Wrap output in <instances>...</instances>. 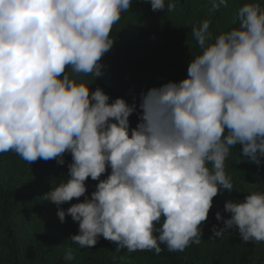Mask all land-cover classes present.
I'll return each mask as SVG.
<instances>
[{
	"label": "clouds",
	"instance_id": "9594fccd",
	"mask_svg": "<svg viewBox=\"0 0 264 264\" xmlns=\"http://www.w3.org/2000/svg\"><path fill=\"white\" fill-rule=\"evenodd\" d=\"M149 2L153 12L173 11L179 0ZM210 4V13L228 7ZM130 7L131 0H0V153L58 165L71 155L67 179L43 199L61 223L66 215L78 223L68 239L81 248L102 236L116 251L159 255L164 244L183 252L201 243L213 198L233 191L224 171L230 149L239 144L243 158L264 164V6L243 3L238 27L215 36L207 19L193 26L200 51L187 76L142 91L138 106L135 97L109 102L100 87L90 91L66 73L102 75L110 32ZM89 177L97 181L90 196ZM224 211L229 218L215 213L223 226L213 225L210 238L236 230L243 242H264V193L227 200ZM63 259H74L71 248Z\"/></svg>",
	"mask_w": 264,
	"mask_h": 264
},
{
	"label": "trees",
	"instance_id": "16d2710c",
	"mask_svg": "<svg viewBox=\"0 0 264 264\" xmlns=\"http://www.w3.org/2000/svg\"><path fill=\"white\" fill-rule=\"evenodd\" d=\"M239 1L237 9L251 2ZM195 3L179 0L180 8L153 12L149 0H131L130 9L121 13L110 32L114 43L101 58L102 75L95 78L91 74L77 75L70 68L66 73L77 83L88 85L90 91L100 87L110 97L109 102L119 97L131 104L135 97L138 106L142 91L170 80L179 82L187 76L190 59L200 51L192 28L199 26L204 15L198 13L205 10L200 9L195 15V7H204L201 2ZM230 18H236V13ZM234 27H238V21ZM231 28L225 27L223 32ZM209 31L214 36L221 33ZM129 122L131 127L136 126L135 112ZM241 147L237 144L231 148L224 162L233 191L218 193L213 198L208 219L201 225V243L191 244L183 252H171L161 244L159 255L149 250L116 251L115 242L102 236L90 248H81L68 239L78 234V223L68 215L61 223L56 215L57 206L43 197L51 187L67 179L69 153L63 157L64 165L42 159L28 163L15 152L0 153V264H264V242H243L236 230H230L222 238H210L213 225L223 226L222 221L215 219V213L220 212L225 219L230 216L224 211L225 201H243L252 192L264 193V164L258 167L243 158ZM106 175L107 172L101 179ZM96 183L90 177L85 181L86 195L90 196ZM76 202L74 198L60 208L66 210ZM67 248H71L74 256L70 262L63 259Z\"/></svg>",
	"mask_w": 264,
	"mask_h": 264
},
{
	"label": "rangeland",
	"instance_id": "374dc122",
	"mask_svg": "<svg viewBox=\"0 0 264 264\" xmlns=\"http://www.w3.org/2000/svg\"><path fill=\"white\" fill-rule=\"evenodd\" d=\"M196 3L195 5H198V2H201L204 7L200 8L195 7V15H197L196 13H198L200 11V9H205L204 11H201L202 13H198L201 14L202 16L204 15V18L201 20V22L205 19L210 21V30H215L217 32H223L226 28H233L236 24H237V20L236 18H233V20L230 18L231 15H234L236 12L235 10L237 9V5L236 3L240 1L239 0H227L228 3V7L227 8H221L219 11L215 12V13H210L209 9L211 7L210 4V0H195ZM257 2H264L263 0H257ZM176 8H180V5L178 3ZM175 8V9H176ZM229 25V26H228ZM3 158H6L4 155H2Z\"/></svg>",
	"mask_w": 264,
	"mask_h": 264
}]
</instances>
